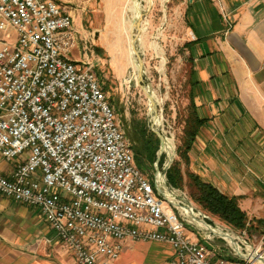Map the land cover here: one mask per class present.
Listing matches in <instances>:
<instances>
[{"label":"built area","instance_id":"built-area-1","mask_svg":"<svg viewBox=\"0 0 264 264\" xmlns=\"http://www.w3.org/2000/svg\"><path fill=\"white\" fill-rule=\"evenodd\" d=\"M72 26L55 0H0V155L15 162L0 194L36 207L77 264H112L127 241L169 244L164 264H252L214 260L194 221L144 188L92 65L67 55Z\"/></svg>","mask_w":264,"mask_h":264},{"label":"crops","instance_id":"crops-1","mask_svg":"<svg viewBox=\"0 0 264 264\" xmlns=\"http://www.w3.org/2000/svg\"><path fill=\"white\" fill-rule=\"evenodd\" d=\"M71 14L74 45L67 55L95 68L90 62L91 57L95 60L93 52L86 49L92 46L95 28L84 22L83 12L76 9ZM184 17L192 103L203 119L188 153L189 168L222 193L238 197L250 219L264 218V0H188ZM108 21L94 48L101 52L112 33ZM118 55L115 50L113 60ZM125 58L121 50V64L111 69L113 78H127L130 67ZM14 168V161L0 157V173L9 175ZM39 213L36 207L0 194V264H77ZM47 236L52 239L49 245ZM209 240L208 253L214 260H237L223 241ZM137 249L139 264H164L173 256L172 247L160 242L127 241L123 251ZM119 260L112 264H122Z\"/></svg>","mask_w":264,"mask_h":264},{"label":"rangeland","instance_id":"rangeland-1","mask_svg":"<svg viewBox=\"0 0 264 264\" xmlns=\"http://www.w3.org/2000/svg\"><path fill=\"white\" fill-rule=\"evenodd\" d=\"M139 2L140 11L143 13L141 32L138 33V29L134 27L133 36L136 37L138 35L135 46L141 54L144 63L143 85L149 93L153 90V99L156 103L159 117L156 128L163 136L172 141L174 153L170 156L169 152L164 150L152 166L148 165L145 167L140 163H138V166L153 185L156 184L157 188L161 189L167 197L171 198L168 197L171 201L176 203L174 206L170 205L175 212L183 213L181 206H185L188 202L197 209L195 213L201 212L198 216L202 217V214L206 216L204 219L210 226L219 227L224 232L231 233L234 236V240L239 244L241 251L250 253L253 250H257L259 254L264 256V235L251 230L236 229L218 216L204 210L192 198L188 179L185 178L184 187L181 189L173 188L168 183L166 171L175 161H178L183 172L191 171L189 162L188 164L185 163V160L180 155V150L183 149L184 128L192 112L190 64L186 46L189 30L186 19H184V7L188 0H139ZM62 4L66 5L71 13L76 11V9L83 12L86 19H84V22L88 26L92 24L91 26L95 28V30H92L90 27L95 35H93L94 40L91 42L92 46L89 45L86 48L89 53L92 50L95 57V60L91 59V57L90 62L95 66L94 69L98 72L97 75L109 96V101L115 108L118 120L136 153L135 149L140 145L136 129L139 130L140 125H143L149 131L156 133L153 131L154 126L151 120L153 112L150 106L151 102L139 82H137V79H134L135 71H132L135 68V64L129 53V28L131 21L134 23L135 12L133 13L128 7L133 6L134 8V3L131 0H72V2H63ZM108 20L111 22L112 33L109 39L105 40L104 47L109 49L111 53L109 57L105 54V51H107L105 48L102 52L97 48L94 49L97 47L99 37L103 28L109 22ZM113 29H116L114 34ZM5 34V32H1L2 36ZM10 36L14 37V31L10 32ZM115 50L119 54L117 56L118 60H113V57L115 59V56H113ZM121 50L125 53V60H127L126 62L130 67L126 74L130 79L126 82L124 79L121 80V78H113L112 75L114 73L111 70L118 63L121 64ZM159 153L160 148L157 152V157ZM162 156L164 157L161 164H159ZM184 175L186 177V174ZM167 203L169 204L168 201ZM193 223H186V229L189 234L193 233L201 240H203V237H206L208 241H210L209 239H219L226 244L225 248L229 249L231 254L233 253L232 255L235 254L233 244L227 238L208 234L209 232L206 233L208 229ZM52 236L55 240H58L53 232ZM46 238L50 241H46L45 245H49L52 239L49 236ZM56 246L63 253L62 245L60 246L57 241ZM248 246H250V251ZM69 253L66 254L67 257L70 256ZM139 254V249L128 252L123 251L119 261L122 264H139ZM234 256L239 257L237 254ZM249 261L252 264H264L260 260L251 259Z\"/></svg>","mask_w":264,"mask_h":264},{"label":"trees","instance_id":"trees-1","mask_svg":"<svg viewBox=\"0 0 264 264\" xmlns=\"http://www.w3.org/2000/svg\"><path fill=\"white\" fill-rule=\"evenodd\" d=\"M202 123L203 119L196 114V109L192 103V112L188 117L186 127L184 128L183 149L180 150V155L187 164L189 162L188 153L196 139ZM136 130L140 141V145L135 149L136 162L145 167L148 165L152 166L157 159V152L160 148L159 137L143 125H140L139 130ZM163 157L164 156L161 157L159 164H161ZM184 174H186V177ZM166 177L168 183L173 188L178 189L183 188L185 180L188 179L192 198L204 210L218 216L230 226L241 230H251L264 235V218L250 219L246 212L241 209L238 197L222 193L212 183L203 180L199 175L192 171H187L186 173L183 172L178 161L172 163L167 169ZM235 258L237 260H242L240 257Z\"/></svg>","mask_w":264,"mask_h":264},{"label":"bare ground","instance_id":"bare-ground-1","mask_svg":"<svg viewBox=\"0 0 264 264\" xmlns=\"http://www.w3.org/2000/svg\"><path fill=\"white\" fill-rule=\"evenodd\" d=\"M131 1H132V3H134V8H133V6L132 7L129 6L128 9H130L133 13L135 12L134 18L139 19L141 16L140 8H139L140 2H139V0H131ZM134 9H135V11H134ZM65 25H72V18H65ZM72 31H73V28H70V43L72 44V47H73L74 38L72 35ZM133 41H134L133 23L131 21V25L129 28V44H130L129 53H130V56L132 57V61L135 64V68L132 71L133 72L135 71V78L134 79H136L137 67L139 66V63L137 62V59H136V54H135L134 47H133ZM89 73L93 74L96 86H98V88L101 90V92H104V98H105L106 106H108V108H109V113L111 115H113L115 131H116L117 135H119L120 143H122V149H124L125 152H127V159H129V164L131 166V170H139V175H140L142 181H144V188L145 189H153L152 182L150 181V179L146 175L143 174L142 170L139 168V166L136 162V157H135V152H134L133 146L131 145L130 141H127V139H129V138H128L125 130L123 129L120 121L118 120V117H117L116 112H115V108L113 107V105L109 101V96L107 95L104 87L102 86L101 81H100V79H99V77H98L93 66H89ZM129 79L130 78L127 77L124 81L125 82L127 80L129 81ZM150 92L154 98L153 90H151ZM153 101H151V104H150L151 110L153 111L152 115H151V120H152V124H153L154 128L156 130H158L156 128V126L158 124V120H159L158 118L159 117H158V113H157V107H155L156 103ZM163 137H164L163 138L164 150H167L169 152L170 156H172L174 153L173 143L167 137H165V136H163ZM168 197L166 196V194H154V201L163 202L164 204H168L167 203V201H168L169 204H171L172 203V201L170 200L171 198L169 197L170 198L169 199ZM181 208H182L183 213L187 214L192 221H194L196 224H198V226L209 229L210 231H213L214 233L219 234V235L227 238L230 241V243H232L235 247H237L235 241H233L234 236L231 233L224 232L219 227L216 228V227L209 226L208 224H206V221L204 219L205 217L198 216V214L201 212L199 211V213H195V211L192 210V205H190L188 202L185 206H181ZM248 247H249V251H250V246H248ZM255 252L258 253L257 250H253L250 253H251V255H255Z\"/></svg>","mask_w":264,"mask_h":264},{"label":"water","instance_id":"water-1","mask_svg":"<svg viewBox=\"0 0 264 264\" xmlns=\"http://www.w3.org/2000/svg\"><path fill=\"white\" fill-rule=\"evenodd\" d=\"M140 13H141V11H140ZM143 20V13H141V16H140V18L139 19H137V18H134V23H133V29H134V27L135 28H137L138 29V33H140L141 32V21ZM137 36L138 35H136V37H134V41H133V47H134V51H135V54H136V59H137V62L139 63V66L137 67V81L139 82V84L141 85V87H142V89L144 90V92L146 93V95H147V97L149 98V100H150V102L151 101H153L154 99H153V96H152V94L151 93H149V91H147L146 89H145V87H144V85H143V83H144V71H143V65H144V63H143V60H142V58H141V54L139 53V51H138V49L136 48V46H135V43H136V40H137ZM153 102H155V101H153ZM152 102V103H153ZM156 107V106H155ZM153 131L156 133V135L159 137V139H160V143H161V146H160V153H159V155H158V157H157V159H159V157H160V155L164 152V147H163V135L158 131V130H156L154 127H153ZM160 190V192H162L161 191V189H159ZM192 210L194 211L195 210V207H193L192 206ZM206 224H208L207 222H206ZM209 226H210V224H208ZM209 232V233H208ZM206 233H208V234H213V235H219V234H216V233H214L213 231H210L209 229H208V231L206 232ZM219 236H221V235H219ZM233 241H235L234 239H233ZM235 243H236V245H237V247H235L234 245H233V250L235 251V253L240 257V258H242V259H255V260H260V261H263L264 262V256H262L261 254H259V253H257V252H255V255H251V253H244L243 251H241V249H240V246H239V244L235 241ZM204 244L208 247V248H212V245H211V243L208 241V240H205L204 241Z\"/></svg>","mask_w":264,"mask_h":264}]
</instances>
